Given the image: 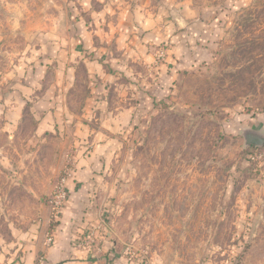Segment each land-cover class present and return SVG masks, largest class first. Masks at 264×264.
<instances>
[{
    "label": "rangeland",
    "instance_id": "1",
    "mask_svg": "<svg viewBox=\"0 0 264 264\" xmlns=\"http://www.w3.org/2000/svg\"><path fill=\"white\" fill-rule=\"evenodd\" d=\"M247 129L264 134V0H0V252L79 190L105 200L96 254L109 235L130 264H264V145ZM100 130L107 149L69 188Z\"/></svg>",
    "mask_w": 264,
    "mask_h": 264
},
{
    "label": "crops",
    "instance_id": "2",
    "mask_svg": "<svg viewBox=\"0 0 264 264\" xmlns=\"http://www.w3.org/2000/svg\"><path fill=\"white\" fill-rule=\"evenodd\" d=\"M110 32L112 31H105L102 34V38H106L105 35L109 36L113 34ZM90 33L91 32L86 31L83 28L80 32V36L85 40L89 37ZM79 43H81V41ZM81 58L85 61L89 73L91 72L93 74L95 72H100L102 77L108 75L107 72L102 69L103 66L91 61L86 55H81ZM76 70V67H68V75L71 78V81L68 82L70 86H73L76 82ZM51 98L53 102L51 101ZM57 100L59 99L54 93L53 96L49 95L46 100L43 98L40 102L53 104L57 103ZM10 101L13 102L12 100ZM11 104L13 106L10 110V114L13 118L8 116V119H19L18 115L21 116L23 101L19 99L17 104ZM46 109L47 111L42 112V114L39 112V116L37 117L38 123L36 131L37 134L41 136L45 135L47 130L51 131L53 125H55L54 116L57 112L50 108ZM9 125L8 133L9 136H11V131H13L11 128H14V125L11 123H9ZM100 131H96V136H99L100 138L92 150V156L87 157L86 159H80L78 164L80 169L77 172L73 171V179L68 180L69 188H75L74 185L78 181L83 184V187L88 183L86 178L90 175L92 166L93 168L97 166L93 164L99 162L97 159L98 153L107 149L108 144L104 142V139L102 141L101 139L102 136H109V132L106 130ZM75 179L77 181H75ZM69 196V201L64 207L62 216L58 218L59 220L55 219L54 221H51L52 219L50 217L49 208L43 207L40 209V217H38L32 225L24 230L16 231L17 245L19 248L15 251H9V253L1 251L0 264H130L124 256L117 257L113 253L106 252L110 245L109 235L107 239H103V254H96L88 247L80 244L79 240H75L77 231L81 230L79 229V226L86 227V235H89L88 229L91 230V227L100 222L98 216L106 211V205L105 200L102 199L101 195H89L88 192L83 195V193H80L78 190L72 192V195ZM93 236L99 238L97 230H95Z\"/></svg>",
    "mask_w": 264,
    "mask_h": 264
},
{
    "label": "water",
    "instance_id": "3",
    "mask_svg": "<svg viewBox=\"0 0 264 264\" xmlns=\"http://www.w3.org/2000/svg\"><path fill=\"white\" fill-rule=\"evenodd\" d=\"M245 140L247 145L263 146L264 134L258 131L247 129L245 131Z\"/></svg>",
    "mask_w": 264,
    "mask_h": 264
},
{
    "label": "built area",
    "instance_id": "4",
    "mask_svg": "<svg viewBox=\"0 0 264 264\" xmlns=\"http://www.w3.org/2000/svg\"><path fill=\"white\" fill-rule=\"evenodd\" d=\"M64 184L66 185V181H65ZM65 189H66V187H65ZM67 197H68V195L65 192H63L62 194H59L57 197H55L56 199H54V204H55L54 207L56 209L58 208L57 216L55 218L59 217L60 213L62 212L63 202H64V199H67ZM89 239H90V237L89 238H86L87 241ZM83 241H85V240H83ZM83 241L80 240V244H82V245L87 244V241H85V242H83ZM129 259L132 261V264H137V263H133V260L134 259L132 257H129ZM134 262H135V260H134Z\"/></svg>",
    "mask_w": 264,
    "mask_h": 264
},
{
    "label": "trees",
    "instance_id": "5",
    "mask_svg": "<svg viewBox=\"0 0 264 264\" xmlns=\"http://www.w3.org/2000/svg\"><path fill=\"white\" fill-rule=\"evenodd\" d=\"M61 215H62V213H61ZM59 217H57L56 219H58ZM79 229H81V230H79V231H77V233H76V237H75V240H85L84 238H86V227L84 228L83 226H79Z\"/></svg>",
    "mask_w": 264,
    "mask_h": 264
}]
</instances>
